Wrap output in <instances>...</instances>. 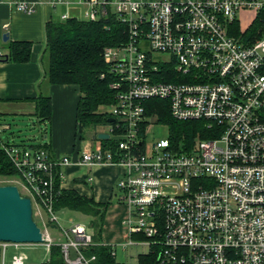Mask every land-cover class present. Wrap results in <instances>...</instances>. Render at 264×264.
I'll use <instances>...</instances> for the list:
<instances>
[{"label": "built area", "instance_id": "2783aa9c", "mask_svg": "<svg viewBox=\"0 0 264 264\" xmlns=\"http://www.w3.org/2000/svg\"><path fill=\"white\" fill-rule=\"evenodd\" d=\"M3 2L16 12H37L28 0ZM48 3L65 6L62 19L103 20L107 28L116 20L126 38L103 50L116 97L102 112L114 118L107 133L115 148L85 145L75 158L53 157L41 145L4 143L1 135L10 125L0 120V148L18 170L33 210L58 226V241L40 227L47 248L60 246L66 264H98L95 254L84 252L97 243L91 227L60 223L58 170L109 163L126 167L118 180L128 208L126 251L158 245L156 264H264V0ZM76 7L79 13L72 11ZM150 98L165 100L177 120L203 121L209 136L172 139L169 126L148 114ZM152 116L168 137L147 143ZM0 245L5 264L6 249L20 243ZM12 264H25V255L14 254Z\"/></svg>", "mask_w": 264, "mask_h": 264}, {"label": "crops", "instance_id": "0c3cea01", "mask_svg": "<svg viewBox=\"0 0 264 264\" xmlns=\"http://www.w3.org/2000/svg\"><path fill=\"white\" fill-rule=\"evenodd\" d=\"M28 1L37 7L36 13L16 12L9 4L0 3V49L4 54L9 53V46L12 41L27 40L33 42L31 58L28 62L9 61L5 56L0 58V120L10 125V128L1 135V140L4 143L41 145L47 148L53 157L69 156L75 158L79 156L85 145L94 149L105 147L102 139L99 138V134L108 131L95 130L91 135H88L85 132V127L81 128L78 122L77 106L81 96L79 87L73 84H47L44 76L42 59L46 46V24L54 18L62 19L61 15L65 12V6L52 7L48 3L49 0ZM72 11L79 13L80 8L76 7ZM6 33L9 34V39L5 41L3 36ZM40 94H49L52 99V115L48 120H43L36 110L34 99ZM11 120H30L39 126L40 131L38 134L26 133L20 128L14 131ZM18 131L22 135H26L25 139L20 140V142L16 140L18 136L16 132ZM109 138L114 137L109 135ZM58 171L63 174L61 179L63 189H74L79 194L92 198L96 202L111 203L105 214L101 243L110 245L115 249L121 247L125 251L126 257H128L127 254L131 253L136 258V255L149 251L148 247H143L141 251L138 250L136 253L132 252L134 246L128 251L123 248V243L130 237L125 223L128 217V208L120 201L121 192L119 193L120 190H118V180L126 172L125 166L109 163L93 165L71 163L66 167L59 168ZM63 210H69L76 218L86 219V221L80 219L76 223H84L91 227V216L82 212L77 214L79 211L68 208ZM69 221L74 220L70 219ZM41 222L47 228L49 227L50 223L46 216L42 215ZM91 229L94 232L92 227ZM42 243L46 246L44 242ZM23 244L28 243H20L17 248L15 246L9 247L18 250ZM48 251L50 252L49 249ZM16 253L22 252L15 251L14 254ZM136 261L138 263L137 258ZM123 263L127 264V262Z\"/></svg>", "mask_w": 264, "mask_h": 264}, {"label": "trees", "instance_id": "16d2710c", "mask_svg": "<svg viewBox=\"0 0 264 264\" xmlns=\"http://www.w3.org/2000/svg\"><path fill=\"white\" fill-rule=\"evenodd\" d=\"M126 38L122 23L111 20L107 28L103 20L85 21L78 17L51 19L46 24V46L43 53L44 76L47 84H73L81 91L77 106V119L81 126L109 125L110 117L101 108L115 101L116 91L110 87L114 80L109 66L104 62L103 50ZM33 42L27 40L12 41L7 59L24 63L31 58ZM104 74V76H102ZM38 115L43 120L52 115V99L49 94H40L34 99ZM148 114H156L160 122L167 124L171 138L184 143L192 142L197 135L209 136L205 123L200 120H177L168 109L167 102L160 98H150L145 102ZM118 132V130H116ZM105 147H116V139H102ZM18 170L10 162L7 154L0 148V175H18ZM57 180L60 179L57 176ZM111 203L96 202L78 193L74 189H62L55 201V209L64 208L82 212L92 217L95 245L87 247V255L95 254L98 264H125L118 262L112 253V247L101 242V234L106 211ZM133 238L145 240L141 234ZM160 251L158 245H152L147 253L138 255V264H156ZM42 264H66L60 246L54 244L50 249V258Z\"/></svg>", "mask_w": 264, "mask_h": 264}, {"label": "rangeland", "instance_id": "374dc122", "mask_svg": "<svg viewBox=\"0 0 264 264\" xmlns=\"http://www.w3.org/2000/svg\"><path fill=\"white\" fill-rule=\"evenodd\" d=\"M249 17H250L249 14L244 15L245 20H247V18ZM11 122L13 123L14 131H16L18 128H20V130H22L23 132H26V133L31 132L32 134L34 133L38 134L40 131L39 126L35 125L30 120H22V121L11 120ZM95 130L96 131H102V130L108 131V126L97 124L95 126L91 125V126L85 127V132L88 135H91V133L95 132ZM16 133L18 134L16 138L17 141L20 142V140L25 139L26 135H22L19 131ZM146 135H147V143H150L156 139L167 138L168 129L164 125L159 126L157 122L155 121V117L152 116L148 122V126L146 129ZM21 181L22 180L20 179L19 175H0V186L9 185V184L17 185L20 192L23 195H26L25 189L20 185ZM118 190H120V188H118ZM120 192L121 190L119 191V193ZM72 213L74 214V211ZM57 214L60 218V223L63 226H69L71 224V222L69 221L70 219H73L74 220L73 222L75 223L79 221L80 219H82V221H86V219H83V218L79 219V218L74 217L70 213L69 210L61 209L60 211L57 212ZM77 214H81V212H78ZM78 216H82V215H78ZM33 217L35 221L37 222V224L44 229L45 227L41 222V217L39 213L37 212L36 208H34L33 210ZM48 229L50 231L51 236L55 239V241H58L61 236L59 234V229H58L57 224L50 223ZM142 248L143 246L141 245L134 246V248L132 249V252L136 253V251L138 252V250L141 251ZM116 250H117L116 259L118 261L127 262V264H137L136 258L126 257L125 251L121 249V247H117ZM15 251L22 252L25 254V264H41L42 262H45L49 260L50 258V252L48 251V249L43 243H28V244H23V246L18 250H14L13 247H8L6 251V255H5L6 264H12V255L14 254Z\"/></svg>", "mask_w": 264, "mask_h": 264}, {"label": "water", "instance_id": "95a60500", "mask_svg": "<svg viewBox=\"0 0 264 264\" xmlns=\"http://www.w3.org/2000/svg\"><path fill=\"white\" fill-rule=\"evenodd\" d=\"M6 41L9 34L3 36ZM7 59L8 54H5ZM114 118H110L112 122ZM107 139L109 134L100 133ZM41 228L33 217V204L29 196L23 195L17 185L0 186V242L42 243Z\"/></svg>", "mask_w": 264, "mask_h": 264}]
</instances>
